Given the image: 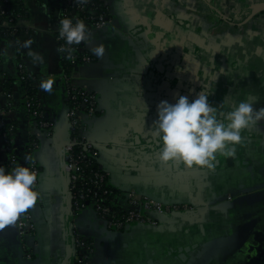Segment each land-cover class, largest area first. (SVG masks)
Returning <instances> with one entry per match:
<instances>
[{"label":"crops","instance_id":"crops-1","mask_svg":"<svg viewBox=\"0 0 264 264\" xmlns=\"http://www.w3.org/2000/svg\"><path fill=\"white\" fill-rule=\"evenodd\" d=\"M107 1L110 21L83 32L93 59L79 60L69 80L55 38L63 0H26L12 24L16 35L0 44L18 164L27 171L35 159L40 168L28 197L36 233L26 244L0 136V264H69L76 235L98 250L91 264H264V0ZM20 61L35 78L54 142L39 136L28 114ZM66 82L100 97L86 131L98 144L114 205L126 209L133 189L190 209L148 211L156 223L120 230L92 207L72 209L62 154L71 138ZM207 125L225 129L220 139L235 147L230 162L205 168L167 162L158 148L167 134ZM186 245L196 247L184 260L178 249Z\"/></svg>","mask_w":264,"mask_h":264},{"label":"built area","instance_id":"built-area-1","mask_svg":"<svg viewBox=\"0 0 264 264\" xmlns=\"http://www.w3.org/2000/svg\"><path fill=\"white\" fill-rule=\"evenodd\" d=\"M7 1V0H5ZM89 0H63L60 7V13L63 15L59 31L56 33L59 50L63 53L65 48L71 47L70 41L66 39L70 36L75 41L81 42V45L73 46L74 53L72 61L80 59L88 63L93 57L85 48L84 31L80 23H90L91 27L102 28L109 21L112 11L108 1L103 4L106 10L96 13L94 9L89 8ZM89 8V9H88ZM71 9L78 12L86 13L80 17V23H75L74 17L70 15ZM6 10L2 9L0 15L5 14ZM14 18L4 21V24L11 27L9 35L14 37L17 33L13 27ZM3 60L0 56V65ZM18 77L25 81L32 78V72L27 64L20 61L17 66ZM67 80L70 79V72H65ZM32 83V82H31ZM34 86L36 84L34 83ZM7 98V101L4 100ZM67 104L66 117L69 124L71 138L65 144L64 152L66 160L64 162V172L68 178V193L71 196L72 209L79 212L87 207H92L100 219L106 225L114 230L124 229L133 223H156L152 220L147 212H171L175 210L190 209L187 203L166 204L149 197L136 190H130L126 194L128 207L126 209L116 207L111 197L112 190L108 182V177L104 169L98 162L99 149L94 141L82 135V130H86V124L80 115L85 111L88 115L94 116L100 108L99 95L80 84L67 83ZM24 104L30 118L35 122L38 128L46 130L49 136L54 134V125L50 118H46V109L42 106L40 97L24 94ZM13 109L12 93L0 91V136L2 139V150L7 154V165L10 174L11 186V203L16 210V221L18 224V233L22 241L26 244L30 236L36 233V226L28 202V192L38 184L40 168L35 159L29 163L27 171L21 169L18 164V155L14 146L15 126L10 124V113ZM36 145V142L34 143ZM79 146L76 149V146ZM95 167L94 169H90ZM26 239V240H25ZM24 248L26 245L24 243ZM95 246L92 241L86 237L76 235L74 238V254L71 257L70 264H91ZM27 256L31 257V252L27 251Z\"/></svg>","mask_w":264,"mask_h":264},{"label":"water","instance_id":"water-1","mask_svg":"<svg viewBox=\"0 0 264 264\" xmlns=\"http://www.w3.org/2000/svg\"><path fill=\"white\" fill-rule=\"evenodd\" d=\"M46 118H50L47 110ZM68 131L70 132L69 128ZM224 131L225 129L218 131L216 127L214 128L207 125L204 128H200V131L197 133L189 131V133L186 134L183 129L178 126L176 132H173L172 136L167 134L169 140L159 144L158 148L164 150V158L168 163H171L174 168H178L180 164L190 168H205L207 165H219L225 162V160L230 162L232 156L228 153H234L235 151L234 145H229V140L227 138L220 139V137L222 138L224 136ZM95 144L98 147L96 142ZM29 193L30 192H28V197L30 195ZM195 247L196 245L182 246L178 249L179 256L186 260L190 250Z\"/></svg>","mask_w":264,"mask_h":264},{"label":"trees","instance_id":"trees-1","mask_svg":"<svg viewBox=\"0 0 264 264\" xmlns=\"http://www.w3.org/2000/svg\"><path fill=\"white\" fill-rule=\"evenodd\" d=\"M25 1L26 0H7V1L0 0V12L2 9L6 10L5 14L0 15V44H1L2 40L12 37L11 35H9L11 27L4 24V21L9 20V18L16 19V17L23 15V13L25 12V9H26L25 8ZM105 1H107V0H89V3H88L89 8L94 9L96 13H99L103 10H106L105 5L103 4ZM106 12H107V10H106ZM85 14L86 13H83V12L80 13L78 11H75L74 9H71V11H70V15L72 17H74L75 23H77V22L80 23L81 22V21H79L80 17L85 15ZM108 16H111V15L108 14ZM60 18H61V20H64V17L61 13H60ZM80 25H81L84 32L91 27L90 23H80ZM66 40L70 41L71 47H70V49L69 48L64 49V51L62 53V55H63L62 64L64 66L65 72H70L72 69L75 68L76 63L80 60V59H78V60H76V62L72 61L71 57H72V54L74 53L73 46H75V45L79 46V45H81V42H79V40L75 41L73 39V37H71V36H70V38L68 37ZM3 75H4V69L2 68V64H1L0 65V91L1 92L4 91L6 93H12L11 80L3 78ZM20 81H21V85H22V89H23V95L29 94L31 96H37V87L34 86L35 78L33 75H32V78H30L28 80H25V81L20 80ZM9 123L13 124L11 121ZM78 148H79V146L77 145L76 149H78ZM94 168L95 167H92L90 169H94ZM112 195H113V190L111 193V197H112Z\"/></svg>","mask_w":264,"mask_h":264},{"label":"rangeland","instance_id":"rangeland-1","mask_svg":"<svg viewBox=\"0 0 264 264\" xmlns=\"http://www.w3.org/2000/svg\"><path fill=\"white\" fill-rule=\"evenodd\" d=\"M58 21H59V24H58V26L56 27V31L58 32L59 31V28H60V25H61V22H62V20H61V18H58ZM57 35V34H56ZM56 35H55V38H56V42H57V49H58V51H59V54H60V58L62 59V57H63V55H62V53L60 52V50H59V44H58V41H57V37H56ZM89 46V45H88ZM88 46H86L84 49H82L83 51H85V50H88ZM64 76H65V69H64ZM75 83V82H74ZM66 85H65V91L67 92V82L65 83ZM80 115H81V117H82V120L84 121V123L86 124V123H88V121H92V120H95L96 119V115H94V118L93 117H91L90 115H88L85 111H81L80 112ZM39 130V136L41 137H43V138H49V139H51V141H55V135L53 134L52 136H49L48 134H47V132H46V130H44L43 128H39L38 129ZM54 132H55V130H54ZM82 135H85L86 136V138L87 139H89V140H92L90 137H89V135H88V132L86 131V130H82ZM62 154H64V149L62 150ZM88 209H89V207H88ZM87 238V237H86ZM98 253V250L96 249V247H95V254L93 255V259L96 257V254ZM92 259V260H93Z\"/></svg>","mask_w":264,"mask_h":264}]
</instances>
